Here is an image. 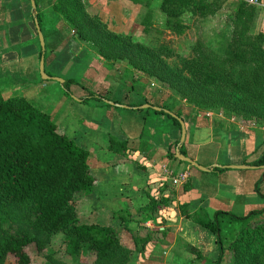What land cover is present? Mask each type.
Segmentation results:
<instances>
[{
  "label": "trees",
  "instance_id": "16d2710c",
  "mask_svg": "<svg viewBox=\"0 0 264 264\" xmlns=\"http://www.w3.org/2000/svg\"><path fill=\"white\" fill-rule=\"evenodd\" d=\"M23 1L28 4L33 25L29 2ZM33 1L44 40V62L48 49L60 44L71 30L74 39L92 46L100 59L125 62L128 68L165 85L191 104L208 109L222 108L264 126V32L255 31L261 20L259 8L241 1L232 2L230 26L216 33L215 46L208 42L203 57L193 56L171 66L164 59L163 48H152L132 41L127 35L110 32L96 16L85 11L82 0H52V3L50 0L53 20L45 18L38 0ZM225 2L228 1L158 0V10L164 17V29L178 35L187 20H205ZM149 14L147 10L142 24L148 23ZM32 29L31 40L23 45L34 43L37 52L33 59L37 64L40 49L34 26ZM2 41L0 47L4 53L16 51V46L9 45L6 29H3ZM16 56L20 61L17 52ZM69 84L74 85V81L66 79L61 84L65 94H69ZM94 100L110 106L103 98L94 97ZM78 102L86 103V99ZM144 104L147 103H125L129 108ZM147 105L160 110L148 107L142 112L163 116L180 132L177 120L163 112L170 111L168 108ZM170 113L182 120L179 113ZM125 144L110 138L109 150L121 153L126 149ZM177 144L178 140L167 148L169 158L175 159L172 148ZM179 152L184 155L181 146ZM250 164L264 166V151ZM94 185L95 177L90 172L84 149L58 133L49 116L24 98H3L0 94V264L8 257L15 264H30L27 247L33 246L37 253H42L49 237L56 233L63 235L62 241L56 252L44 255V264H67L64 258L73 264H127L143 249L146 239L131 236V244L127 243L123 238L127 225L122 218V227L116 228L98 225L92 220L84 222L76 216L75 195L89 196ZM157 205L151 198L140 210L152 212ZM263 212L264 207L236 217L218 211L209 219L199 209L187 217L215 237L217 258L214 264L221 263L224 238L230 230H235L236 234L227 246L229 264H264V227L249 225ZM223 217L232 223H224Z\"/></svg>",
  "mask_w": 264,
  "mask_h": 264
},
{
  "label": "rangeland",
  "instance_id": "374dc122",
  "mask_svg": "<svg viewBox=\"0 0 264 264\" xmlns=\"http://www.w3.org/2000/svg\"><path fill=\"white\" fill-rule=\"evenodd\" d=\"M20 2L24 3L26 11L29 12L26 1L0 0V42L2 43H4V41H2L3 29L7 27L11 18V9L9 10V6L11 4L13 6H18ZM82 3L85 11L96 16L110 32L127 35L132 41L152 48H163L164 59L171 66H177L181 60L190 59L193 56L203 57L205 55L204 52H207L205 47L208 46V42H212V45L215 46V40L217 39L215 37L216 33L230 26L229 16L232 7V2H225L214 15L205 20H200L198 18L186 19L185 28L180 34L176 35L164 29V17L158 10V0H136V2H133V0H82ZM38 7L46 19L53 20L54 13L51 11L50 0H38ZM147 10L150 11V14L148 23L144 25L142 21ZM17 15L20 17L18 13ZM260 19L261 20L258 21V24L255 26V31L264 32V12H261ZM32 27L33 25H31V34L33 35ZM144 29H146V32H144ZM21 43L22 42H19L17 44L16 51H7V53H4L0 47L1 96L3 98H24L35 109L47 114L51 122L56 126V131L58 133L64 134L76 146L87 152V164L91 168V172H94L93 169L95 166H98L97 169H99V166L103 165V160H105L106 157L103 156L100 149L105 148L109 150L110 138H114L116 142H119L122 136L123 138L127 137L126 135H128V131H130L132 127L130 124V117L134 116L133 112L115 108L111 105L105 106L101 102L94 100V97L103 98L110 102L113 101L123 106H126L125 103L127 102L134 103L139 101L140 103H147L152 106L158 105L160 107H166L172 112L179 113L183 123L185 121L189 127H194L197 123H200L203 125L197 127L204 128L203 126H206L205 124L208 125L210 120V124H212L213 127L216 126L221 130L236 128L249 131L248 129H252L256 132V136L259 132H262L264 135V126H258L252 119H246L238 114L229 113L222 108L208 109L191 104L169 90L165 85L128 68L125 62H112L100 59L92 46L84 42L76 41L74 39V33L71 30L63 36L60 44L53 49H48L44 62V71L48 74L47 76L53 74L54 76L49 77H58L63 81L66 79L74 81V85L69 84L68 86L69 94H65L60 83L51 79L43 80L40 78L38 63L36 64V60L33 59V57L29 58L25 56L24 52L20 55L18 45H22L19 47L23 49H25L24 47L27 45H23L25 42ZM16 52L20 55V61L17 59ZM81 98L86 99V103L78 102ZM104 100L103 102L105 103ZM170 111L168 112L170 113ZM104 114H108L113 123V131L109 134H106L102 127L93 125V121L98 120L100 116ZM147 115H149V113H147ZM142 117H145L144 114ZM141 119L142 118H140V120ZM163 120L167 121L164 117ZM122 130L126 131V133H122ZM132 130L134 129L132 128ZM143 132L144 136L141 138L142 140L146 137L148 132L151 133L147 128ZM146 132L147 134L145 135ZM178 133L176 127H173L172 143L178 140ZM162 142L165 141L163 140ZM226 145L225 140H220L218 145L202 148L201 154L203 157L216 156L218 158L217 164H223L225 160L236 164L239 162V159L243 160V157L240 158L239 153L233 151L230 153ZM139 147L142 148L140 145ZM246 147L250 146L248 145ZM256 147L258 146L255 144V150ZM258 150H262V148L258 147ZM258 150L257 152L251 150L253 156L251 158L254 160L261 154ZM169 151L171 152L170 148ZM181 151L185 155L188 153L185 144L181 146ZM244 152V156L251 155L246 153V150ZM166 153L167 150L160 147V149L155 150V153L153 152L152 155L156 161L160 160L161 162H166L172 159L169 158ZM130 160L133 161L132 158H129V161ZM222 167L223 166L220 168ZM225 171L228 172L226 176L224 174ZM225 171L221 172L223 174H220L221 182L218 184L221 192H223V187H245L249 179L256 180V185L259 187L258 190L261 192L262 176L256 172H247V177L249 178L242 182H238L237 180L239 178L245 177L246 175L243 173L237 174L238 176L235 174L231 175L232 172L230 171L232 170ZM190 172L189 182L195 185L199 190L208 189L210 186L217 185L214 180L207 182L193 177L192 173L194 172V168H190ZM96 178H98L100 182L102 180V175L96 173ZM94 188L89 196L83 195L82 193L76 194L74 197V204L77 218L84 222L92 220L95 224L99 225L103 224V214L97 215L92 210L97 204L95 203ZM93 198L95 199L94 202H92ZM233 202L235 201L233 200ZM261 202L264 206V202ZM216 209L217 211L226 212L236 217H244L251 210L250 208L242 207L236 203L229 204V202L223 207H216ZM209 212H212V214L215 213V204H210ZM114 219L115 218H113V220ZM223 221L224 223L231 222L227 217H223ZM105 223H108V221ZM110 223L116 224V220ZM249 225H260L264 227V212L252 219ZM111 226L118 228V225ZM121 233L122 232H119V235H121ZM235 234V230H230L224 238V254L220 264L230 263V251L227 246L232 241ZM131 236L132 234L123 233L124 240L129 244H131ZM62 238L63 235L60 233L51 235L42 253H37L33 246L27 247L25 251L29 256L30 264H44V255L56 252ZM182 252L183 250H170L168 252V259H171L173 264H195V262H198L200 259L195 252H192L193 255L187 250H185L184 253ZM138 253H135V255ZM195 258L199 259L197 260ZM67 259L64 258L63 261L67 264H73L67 261ZM191 259H195V261ZM215 259V257L209 256V260L203 261V259H200V262H202L201 264H214ZM133 263V258L127 262V264ZM2 264H15V262L12 258L8 257Z\"/></svg>",
  "mask_w": 264,
  "mask_h": 264
},
{
  "label": "crops",
  "instance_id": "0c3cea01",
  "mask_svg": "<svg viewBox=\"0 0 264 264\" xmlns=\"http://www.w3.org/2000/svg\"><path fill=\"white\" fill-rule=\"evenodd\" d=\"M9 10L11 12L10 22L7 24V27H4L6 29L9 45L15 47L19 42H29L32 37V23L29 21L30 14L26 11L24 3L20 2L18 6H13L11 4ZM19 46L21 47L22 45ZM20 47V55L24 52L25 56L29 58H32L37 52L34 43L26 45L24 47L25 49ZM50 76L54 75L50 74ZM115 108L133 112L134 116L130 117V124L132 127L131 130L128 131L127 137L123 138L122 136L121 141H119V143L126 142V149L121 153H114L105 148L100 149L106 159L103 160L104 163L99 166V169H97L98 166H95L93 169L94 172L90 171L95 177L94 196L96 199L93 198V200H91L92 202L95 200V203H97L95 207H93L94 209L91 208L95 214H103V224L99 225H118V228H121L123 225L120 223L122 218L126 221V233L129 235L132 234L133 237L139 239H146L143 249L141 251L139 250V253L133 256V264H173L171 259H168V252L175 249L180 251L183 250L182 253H184L185 250L190 253L195 252L197 257L203 259V261L209 260V256L217 258L215 237L191 222L187 216L202 209V212L207 218L211 219L214 214L209 212L210 204H215V212H218L216 207H223L228 202L229 204L236 203L242 207L250 208L251 210L247 214L253 211H259L264 207L261 202H264V166L255 167L250 164L254 161V159L251 158L253 157L251 150L257 152L258 147H261L262 150L258 151L261 153L264 151L263 133L259 132L256 136V132L252 129H248L249 131L236 128L221 130L216 126L213 127V125L210 124V120L208 125L205 124L206 126H203L204 128L197 127L203 125L200 123H197L194 127H189L184 121V140L181 145L178 146L177 144L172 148L173 156L175 149L177 148L179 151V147L185 144L188 153L186 155L184 154V156L206 169V171H202L194 168V172L192 173L193 177L207 182L214 180L217 184L216 186H210L208 189L199 190L195 185L189 182L191 173L190 168L193 167H190L188 164L178 163L180 160L175 157V159L172 158L166 162H161L160 160L156 161L152 155V153H155V150L160 149V147L167 150L169 145L172 144L173 127L168 121L163 120V116L155 114H149V116L142 112V110L146 108ZM143 114L147 115V117H142ZM140 118L142 119L140 120ZM93 125L102 127L106 134L113 131V123L108 114L101 115L98 120H94ZM132 128L134 130H132ZM146 128L151 133L148 132L147 134L146 132L145 135H147L142 140L141 138L144 136L143 131L146 130ZM122 133H126V131L122 130ZM163 140L165 142H162ZM220 140H225L227 144L226 148L229 149V152L231 153V151H233L239 153L240 158L243 157V160L239 159V162L236 164L228 160H225L223 164H217L218 158L216 156H202V148L218 145ZM255 144L258 146L256 150L254 149ZM139 145L142 148H140ZM248 145L250 147H246ZM245 150L246 153L251 155L244 156L243 153H245ZM129 158H132L133 161H129ZM161 165L171 169L174 173L188 167L189 175L187 180L179 186H171L168 182L159 181V167ZM217 165L223 167L220 168ZM233 165L247 166L250 168H227V166ZM89 169L91 170L90 167ZM225 170H232L230 171L232 172L231 175L242 173L246 175V178H239L237 180L238 182H242L249 178L247 177V172H256L261 175V192L258 190L259 187L256 185V180L250 179L245 187H223V192H221L218 184L221 182L220 174H223L221 172ZM96 173L102 175V180L100 182L98 178H96ZM224 174L226 176L228 172L225 171ZM151 198L158 202L155 209L148 213L141 211L140 209L143 208ZM233 200L235 202H233ZM113 218H115L116 224L110 223L114 221ZM107 221L108 223H105ZM199 258L195 259L198 260ZM195 259L191 260L195 261ZM200 259L198 262H195V264H201L202 262H200Z\"/></svg>",
  "mask_w": 264,
  "mask_h": 264
},
{
  "label": "water",
  "instance_id": "95a60500",
  "mask_svg": "<svg viewBox=\"0 0 264 264\" xmlns=\"http://www.w3.org/2000/svg\"><path fill=\"white\" fill-rule=\"evenodd\" d=\"M28 2H29L31 13H32V21H33V26H34V29H35L37 41H38V46H39V49H40V56H39V60H38V73H39V76L43 80H50L51 79V80H53L55 82H58V83L62 84L63 83L62 79H60L58 77H49L44 72V51H45V49H44V40H43L41 31H40V28L38 26L37 20L35 18V12H34L35 4H34V1L33 0H28ZM104 101H105L106 104L111 105V106L124 107V108L128 107V106L115 104V103L110 102V101H106V100H104ZM148 107H151V106L146 105V104L140 106V108H148ZM151 108L154 111H159L160 110L157 107H151ZM163 112L177 120V122L179 124V131H180L179 132L180 135H179V140H178V146L181 145L183 140H184V136H185V129H184L183 121L180 118L176 117L174 114L169 113L168 111L163 110ZM174 157L176 159L182 161L183 163L190 165L191 167H193L195 169L206 171L205 168L200 167L199 165H197L194 161H192L188 157L180 154L177 148L174 151ZM227 168H229V169H245V168H250V167H247V166H227Z\"/></svg>",
  "mask_w": 264,
  "mask_h": 264
},
{
  "label": "built area",
  "instance_id": "2783aa9c",
  "mask_svg": "<svg viewBox=\"0 0 264 264\" xmlns=\"http://www.w3.org/2000/svg\"><path fill=\"white\" fill-rule=\"evenodd\" d=\"M228 2L241 1L248 5L259 8L262 12H264V0H227ZM188 170L186 167L182 171L174 173L171 169H168L166 166L161 165L159 167V181L168 182L171 186H179L183 184L188 178Z\"/></svg>",
  "mask_w": 264,
  "mask_h": 264
}]
</instances>
